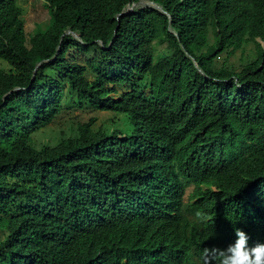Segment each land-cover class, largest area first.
I'll return each instance as SVG.
<instances>
[{"label":"trees","instance_id":"obj_1","mask_svg":"<svg viewBox=\"0 0 264 264\" xmlns=\"http://www.w3.org/2000/svg\"><path fill=\"white\" fill-rule=\"evenodd\" d=\"M138 1L44 0L27 34L0 0V264H214L236 229L264 243V0L122 14ZM250 41L253 61L213 68ZM86 107L125 127L33 147Z\"/></svg>","mask_w":264,"mask_h":264},{"label":"rangeland","instance_id":"obj_2","mask_svg":"<svg viewBox=\"0 0 264 264\" xmlns=\"http://www.w3.org/2000/svg\"><path fill=\"white\" fill-rule=\"evenodd\" d=\"M17 4L22 11V21L27 34H31L38 29L46 27L49 23L48 11L45 7L44 0H17ZM132 9L138 10L145 6L134 4ZM132 6V4L130 5ZM257 43H261L256 39ZM212 44V37L209 38V44ZM162 46H155L156 51H159ZM205 49H203L204 51ZM256 55V45L250 41L244 44L242 50H238L227 57L223 52L216 57L213 68L219 69L222 65L226 68L239 71L245 64L253 61ZM0 68L7 70V65L0 61ZM125 88H121L123 91ZM114 97V95H111ZM70 108V107H69ZM94 119L93 128L103 127L106 131L113 129H121L125 127L122 117L114 115L110 112L94 111L88 107L83 109H68L62 112L61 116L52 124L41 129L32 135V145L36 149L42 146H54L61 139L74 137L77 134L76 128L78 124L88 122L89 119ZM194 258H189L188 264H193ZM194 264H198L194 262Z\"/></svg>","mask_w":264,"mask_h":264},{"label":"clouds","instance_id":"obj_3","mask_svg":"<svg viewBox=\"0 0 264 264\" xmlns=\"http://www.w3.org/2000/svg\"><path fill=\"white\" fill-rule=\"evenodd\" d=\"M235 235V242L226 249H205V256L214 264H264V243L250 247L249 236L242 229H236Z\"/></svg>","mask_w":264,"mask_h":264},{"label":"water","instance_id":"obj_4","mask_svg":"<svg viewBox=\"0 0 264 264\" xmlns=\"http://www.w3.org/2000/svg\"><path fill=\"white\" fill-rule=\"evenodd\" d=\"M142 1L143 0H140V1H138L137 3H134V4H140V3H142ZM146 4L145 5H143V6H145V7H148V8H152V9H155V10H158L159 12H161V13H163L164 11L162 10V8L159 6V5H157V4H155V3H152V2H149V1H144ZM134 7V5L132 4V6H127L126 8H125V10H124V12H122V14H124V13H127V12H130L131 10H132V8ZM145 7H143V8H145ZM164 14H166L165 12H164ZM65 34H72V36L74 37V38H76V39H79V37L78 36H75L73 33H71L70 31H68V32H66ZM174 35H176V34H174ZM194 62V65H195V68L199 71V72H201L198 68H197V65H196V63H195V61H193ZM40 65V63H38L37 65H36V67H35V69H37V67Z\"/></svg>","mask_w":264,"mask_h":264},{"label":"bare ground","instance_id":"obj_5","mask_svg":"<svg viewBox=\"0 0 264 264\" xmlns=\"http://www.w3.org/2000/svg\"><path fill=\"white\" fill-rule=\"evenodd\" d=\"M143 2V1H142Z\"/></svg>","mask_w":264,"mask_h":264}]
</instances>
